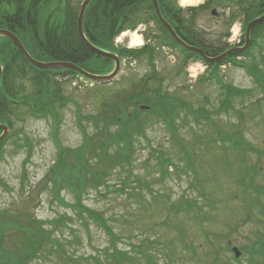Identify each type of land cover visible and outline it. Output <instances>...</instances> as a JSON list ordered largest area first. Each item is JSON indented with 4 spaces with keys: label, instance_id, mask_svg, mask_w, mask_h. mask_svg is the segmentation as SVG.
<instances>
[{
    "label": "rangeland",
    "instance_id": "1",
    "mask_svg": "<svg viewBox=\"0 0 264 264\" xmlns=\"http://www.w3.org/2000/svg\"><path fill=\"white\" fill-rule=\"evenodd\" d=\"M46 14L47 11H43L40 32ZM195 14L192 23L205 36L213 40L222 39L223 42L226 37L229 38L231 26L226 25L227 28L220 24L208 11ZM259 44L261 46L255 51V60L252 61H256L264 75V39ZM181 59L165 49H159L155 66L164 78L162 91L175 97V100L187 102L191 109L206 111L213 120L209 124L201 122V125H197L188 113L182 119L177 116L175 120L178 142L194 156L195 162L189 168L194 166L193 173L186 169L178 144L168 139L163 124L155 117L148 116L142 122L144 137H136L134 149L128 151L131 166L114 163L117 172L111 175L108 182L112 188L103 195L84 188L82 204L102 214L113 234L119 237L115 246L135 257L132 264H250V258L255 256L244 250L254 247L256 243L264 248V190L260 205L250 210L256 215H247L243 207L248 208L250 201L245 196L251 195L246 192L243 195L238 179L242 169L240 163H244L241 159L245 157V163L257 172L250 182L264 188V155L258 158L254 153H264V92L245 67L220 68V77H215L217 82L222 81L246 91L244 97L229 99L233 111L220 113V87L210 78L202 84L196 82L188 89L186 85L194 83L189 75H196L197 78L203 68L191 69L188 62L182 69ZM146 63L145 57H141L135 66H129L124 71L119 84L108 87L90 88L83 83L73 86L71 82L57 80L60 94L67 102L64 106L56 104V125V119L54 121L51 116H32L28 111H23L26 110L24 108L14 112L11 137L7 138L0 157V227L25 222L31 213L33 219L43 222L41 227L51 229L62 245L69 247V255L81 257L80 264H114L106 255L110 253V241L116 236L107 235L85 217L82 218L83 222L76 217L72 219L74 209L71 205L76 204V197L68 188L70 182L64 177L54 179L51 171L60 152L54 141L60 149H78L83 142L82 130H85L92 142H101L104 124L93 117L102 112L110 114L116 101L117 106L121 107V101L131 92L130 83L138 82L147 74L146 69L149 68ZM245 63L247 65L248 59ZM87 68H91V62ZM207 76L205 71L203 79ZM30 79L26 78L24 82L14 80L13 89L17 90L21 85L26 94L32 95L34 85ZM138 90L132 88V92ZM108 120L114 124L115 120ZM114 130L110 129L111 132ZM217 132H236L253 152L245 156L242 151L235 154L227 144L221 147L204 145V137L216 135ZM90 153V148L86 147L83 157L92 164L95 159ZM156 156L170 157L176 166L169 176L158 178L156 168L159 160L155 159ZM194 176L198 183L189 187ZM126 178L131 181L137 178L142 182L138 196L116 191L119 183ZM55 180L60 182L54 184ZM187 198L202 205L199 215L196 216V210L187 204ZM206 199L210 200L208 204H205ZM205 213L212 215L206 223L203 218ZM13 234L5 232L7 239L1 249L17 257L14 250H18L23 239L18 236L12 241L8 235ZM141 240L144 244L137 245ZM209 246L214 249L209 250ZM227 247H236L242 252L238 263L231 253H226ZM30 264L66 263L47 251L43 255L40 253Z\"/></svg>",
    "mask_w": 264,
    "mask_h": 264
},
{
    "label": "trees",
    "instance_id": "2",
    "mask_svg": "<svg viewBox=\"0 0 264 264\" xmlns=\"http://www.w3.org/2000/svg\"><path fill=\"white\" fill-rule=\"evenodd\" d=\"M9 1L10 0H2V3L0 4V9H8ZM16 7L25 9V7L22 5H18ZM36 12L37 9L35 7H28L27 13L30 14L28 17H26V24L19 21V18L23 16V11H18L15 16L17 20H12L13 22L11 23V25L17 27L18 30L27 31L25 32L27 34H33L37 32ZM10 31L13 32V30ZM66 34L67 35H65L64 37L66 39L69 36L75 37L72 28H69L68 31H66ZM54 37L55 35H52L51 38H48V40L44 39V42H42L41 40L36 39V37L33 35L31 37L32 57L39 61H45L46 59L56 61H70L76 63L77 65H82V67L85 66L86 61L90 60L91 58H95L96 61L102 64L103 68L109 66L110 61L108 59L92 55L91 52L86 49V47L81 41H76L75 39L72 40V45L77 50V53L73 54L65 50L66 48L61 47L62 41L57 38L53 39ZM92 40L95 41L100 47L104 46L106 47V49H111V44L108 41L106 42L108 46H105L104 43L96 39V35L92 37ZM66 41L67 40H65V42ZM8 52L10 53V57L7 63L4 65L8 73L12 71V66L18 62L21 64H27L26 60L22 58V56L18 52ZM127 55L131 57V60H136L138 58L135 54L133 55V53H127ZM211 66L214 69L218 68V65ZM88 71H90L91 73L100 72L99 70ZM39 72L41 73L35 75L32 78L35 91L32 95H30V97L20 96L18 94L19 92L17 90L15 91L14 89H12L10 84H6L4 82L2 83L0 87V122L8 123L9 119L8 115L6 114L12 113L15 110L17 111L20 106L21 108H28L32 116L39 115L46 117L54 113L56 122H58V118L55 112L53 111L54 106L56 107V104L64 106L67 101L66 98L60 96L59 91L56 87V82H54L53 78L55 76L75 77L77 73L65 69H53ZM42 72L47 74V76L45 74L42 75ZM48 72L50 74H48ZM225 89L228 94V101L226 103L221 102L220 106L225 105L227 107H230L229 98L242 95L243 92L237 91L230 86H226ZM174 103L179 104L180 102L177 100H173L168 96L158 97L155 95L147 104H149L151 108L155 109V111L158 113V116L160 115L161 118H163L164 122L168 127L172 128L173 119L169 118V115L171 114V117L176 116L175 112H173ZM188 112L192 113V117L195 122H198L201 118L204 119L205 124H209L213 121L206 111L199 110L195 112V110H192L189 107ZM197 115L203 116L199 118ZM93 118L94 120L100 121L104 124V135L101 142H92L91 138L86 135L85 130H82L83 142L80 147H78V149L75 148L74 150H71L70 148H59L60 152L58 153L57 158L54 160L51 171L54 174V179L64 177L70 182L68 188L75 194L76 197V204L74 206L71 205V208L74 209V216L72 217V219L76 217L80 222H83L84 220L82 221V218L85 217L87 220L89 219L91 222H93L95 226L101 228L107 235H112L114 237L116 235L113 234V230L111 229L108 222L103 218L102 214L100 212L89 209L82 204L83 200L81 194L84 188H91L98 195L108 193L109 189L112 188L108 184L109 179L111 175L117 172L114 163L121 164L123 167L131 166V160L130 156L128 155V151L134 149L133 145L136 140V136H142L141 134L143 133V127L141 124V120H139L138 118V112L136 110L132 113L131 117H128L120 112L118 115L115 112H111L110 114L102 112ZM109 118L115 120L114 124H112V122L108 120ZM80 119L81 117L78 115V120ZM111 128H115V130L111 132ZM213 135L214 134H209V137H204V145H217L221 147L227 144L231 151H242L245 156L246 153L252 151L250 146L243 142L239 134H237L236 132H217L216 135ZM215 136H217L220 140L223 138V140L225 141L222 143H218L217 140H215ZM172 139L176 138L172 135ZM86 147L90 148V156L94 157L95 163L89 164L87 159L83 157L84 149ZM179 151L181 152L183 160L186 163V167L190 168V165H193V161L195 162L194 156H191L187 152V150L185 148H182L181 146L179 148ZM161 156L155 157L156 160H159V163H157L156 168V170H158V178H164L165 176H169V169L173 170V168L176 167L172 163L170 157L163 158ZM241 161L244 162L245 157H243ZM240 166L242 167V169L245 170V172L241 175L242 178L239 180L240 185L245 191H247L248 188H251L255 192V194L252 195L253 197L245 196L248 197L250 201H252L248 208H246L245 206L243 208L245 209L247 215H253L255 213L250 210L252 209L251 206L256 201V199L254 198H258L259 191L256 187L253 186L251 182L245 185V180H243V178H246L245 176H247L249 169L245 166V163H240ZM193 169L194 166L189 171H192ZM56 182L60 181L55 180L54 184H56ZM195 183H198V181L194 178L193 181L189 183V187H194ZM141 184L142 182L139 181L137 178H134L132 181L130 180V178H126L119 183L120 186L116 188L117 190H115L119 193H127V195L133 194L135 196H138V191H140V187L142 186ZM205 195L206 194H204V198ZM185 200L188 201L187 204L191 208H194L196 210V216L202 212V205L199 204L196 200L191 198H187ZM206 217L207 213L203 215L205 221ZM209 217L211 218L212 215H210ZM42 225L43 222H39L33 219L31 217V213H29V216L25 222H18L16 225L13 222L8 227H0V264H28V262H31L36 259V257L40 253H42L43 255L47 251H51V254H54L56 258L63 260L66 264H80L81 257H74L69 255V247H64L60 242V238L54 236L53 231L51 229L49 230L41 227ZM7 228L11 229L9 231H3ZM5 232L14 233L13 236L8 235V238L12 239V241L18 238V236L23 239L22 242L19 243L20 245L18 247V250H14L16 252L17 257H14L12 254H9L1 249V245H3L4 241H6L7 239ZM204 233H206L205 230ZM118 240L119 237L116 236L114 237V240L110 241V246L108 247L110 249V253L106 255V258L112 259L114 264H132L131 261L132 259H135V257L124 250L118 249L115 246V242ZM143 244L144 242L143 240H141L137 245L142 246ZM13 245L14 244H12V246ZM210 246L209 250L214 249ZM2 247L3 249H6L4 246ZM168 247L172 249L171 246ZM248 252L260 254L256 255L257 262L260 258L264 261V249H262V247L258 249L252 248L251 250H248Z\"/></svg>",
    "mask_w": 264,
    "mask_h": 264
},
{
    "label": "flooded vegetation",
    "instance_id": "3",
    "mask_svg": "<svg viewBox=\"0 0 264 264\" xmlns=\"http://www.w3.org/2000/svg\"><path fill=\"white\" fill-rule=\"evenodd\" d=\"M154 2L155 4L151 0H92L88 4V9L91 8L94 15L88 16L87 20L86 15L84 16L83 28H85L87 22L101 23L106 24L108 31L111 33L119 24H140L142 25V38L146 43H148L147 39L153 38L156 45H162L160 49L170 48V52H175L177 55L189 54L184 47L173 44L171 37L163 26L167 25L184 45L200 49L207 55L220 50H235L238 53H244L253 46L254 39L258 34L257 26L252 27L247 32V25L264 13V0H207L205 3L202 0L199 5H184L181 0H154ZM17 3H21V1L10 0L8 2L10 9L7 15L0 11V27L14 29L11 23L13 19H17L15 17L19 11L16 7ZM27 3L34 5L35 8L42 6L44 11H47L46 16H49V18L74 24L77 21L82 0H28ZM209 6L216 7L218 13H216L215 19L220 24L222 23L225 26L237 24L240 28V39L237 43L229 46L230 44L226 40L227 37L224 39V43L221 41L222 39H210L204 35L203 31L194 26L192 22L195 13L198 11L204 12V7ZM29 14L26 12L24 18L28 17ZM263 24L264 22L260 25ZM167 35L170 38H167ZM0 42L4 43V46L7 45L10 50L13 49L5 38H0ZM149 47L146 44L144 50L149 51ZM153 49L158 51L159 48ZM72 52L75 53V51Z\"/></svg>",
    "mask_w": 264,
    "mask_h": 264
},
{
    "label": "water",
    "instance_id": "4",
    "mask_svg": "<svg viewBox=\"0 0 264 264\" xmlns=\"http://www.w3.org/2000/svg\"><path fill=\"white\" fill-rule=\"evenodd\" d=\"M81 14H82V11H81ZM264 18L262 19H259L257 21H255V23L259 22V21H262ZM1 34L7 36L10 40L13 41V43L19 48V50L22 52V54L28 59V61L36 68H54V67H62V68H69V69H73L75 71H77L78 73H80L81 75H83L84 77L88 78L89 80H92V81H95V82H100V83H107L110 81V79L112 78V76H109V77H102V76H93V75H89L87 73H84L83 71H81L80 69H78L77 67H75L74 65H71V64H66V63H50V64H43V63H38V62H35L33 60H31V58L27 55V53L24 51V49L22 48V46L20 45V43L18 42V40L13 36L11 35L10 33H7V32H1ZM79 35L81 37V39L84 40L83 36H82V33L80 31V28H79ZM91 48V50L97 54V55H101V56H107V57H113L112 55H109V54H106L102 51H98L96 50L95 48L89 46ZM221 59L220 58H217V59H214L212 61H219ZM1 129L4 130V127H0ZM236 256H237V253H236Z\"/></svg>",
    "mask_w": 264,
    "mask_h": 264
},
{
    "label": "bare ground",
    "instance_id": "5",
    "mask_svg": "<svg viewBox=\"0 0 264 264\" xmlns=\"http://www.w3.org/2000/svg\"><path fill=\"white\" fill-rule=\"evenodd\" d=\"M182 4L184 5H196L198 4L199 2H201V0H181ZM133 38V41L130 43V47H137L140 45V41H139V38L136 37L135 35L132 36ZM195 71V70H193Z\"/></svg>",
    "mask_w": 264,
    "mask_h": 264
}]
</instances>
